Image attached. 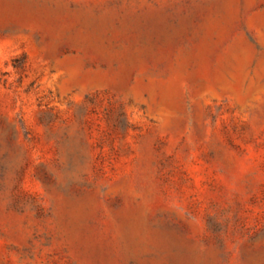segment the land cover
Instances as JSON below:
<instances>
[{"label":"rangeland","instance_id":"1","mask_svg":"<svg viewBox=\"0 0 264 264\" xmlns=\"http://www.w3.org/2000/svg\"><path fill=\"white\" fill-rule=\"evenodd\" d=\"M0 264H264V0H0Z\"/></svg>","mask_w":264,"mask_h":264}]
</instances>
